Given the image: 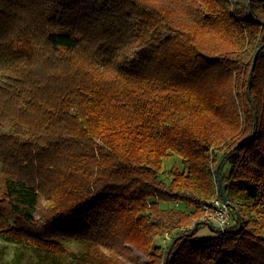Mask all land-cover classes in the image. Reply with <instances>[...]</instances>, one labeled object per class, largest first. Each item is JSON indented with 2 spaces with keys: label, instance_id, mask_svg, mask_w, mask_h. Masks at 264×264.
<instances>
[{
  "label": "trees",
  "instance_id": "obj_1",
  "mask_svg": "<svg viewBox=\"0 0 264 264\" xmlns=\"http://www.w3.org/2000/svg\"><path fill=\"white\" fill-rule=\"evenodd\" d=\"M186 1L0 0V236L34 264H125L137 233L140 264H264V0Z\"/></svg>",
  "mask_w": 264,
  "mask_h": 264
},
{
  "label": "rangeland",
  "instance_id": "obj_2",
  "mask_svg": "<svg viewBox=\"0 0 264 264\" xmlns=\"http://www.w3.org/2000/svg\"><path fill=\"white\" fill-rule=\"evenodd\" d=\"M192 0H187L186 2H191ZM200 1V0H198ZM201 2V1H200ZM198 3V6L200 8H196V11H199L200 9L203 8L202 3ZM213 16V15H212ZM211 21V18L210 20ZM206 22V21H203ZM194 28L196 29L194 35L195 37L198 39L197 42H199L200 46L204 49V50H208L212 44V38L216 39V35L212 34L209 29H207V23H204V27L200 26V25H196L194 26ZM220 33H221V37L222 39L226 40L227 42L229 41L228 37H229V33L227 31V29H225V27H223L220 24ZM217 42H219V38L216 39ZM186 83L191 85V79L188 78V80L186 81ZM209 85L205 86V88H207ZM209 92H214L216 95L218 94V92L209 90ZM172 164H176L179 165V167L181 168L182 164H181V159L179 156H172L170 158V160L166 163L165 167L169 168L170 166H172ZM10 167H2V165L0 164V180L2 182V177L4 176V174L7 172V168L9 169H14L16 172L20 173V167H14V162H11V164L9 165ZM0 182V187H1V183ZM1 193V192H0ZM41 206L45 207L47 204V200L42 197L41 200ZM165 205V204H163ZM162 205V206H163ZM206 215V214H205ZM204 215V216H205ZM36 218H40V214L37 213ZM204 216L202 217V219L204 218ZM201 219V220H202ZM203 221V220H202ZM212 227L215 229L216 227L214 226V224H212ZM123 227H126V225L123 224ZM165 235V234H164ZM163 235V236H164ZM214 235L213 230L208 227L207 225H203L198 233L197 236L198 237H211ZM162 236V238H163ZM167 236V235H165ZM128 238L130 239V241H134L135 244H128L129 242H127L124 247L128 250L127 254H125L124 256H122V260L125 264H140V263H145L148 261V257L145 254V245L143 243V239H141V236L139 233L137 234H130L128 236ZM160 238V240L162 239ZM159 240L158 244H162L161 241ZM62 243L65 245V247L72 253H83L86 252V250L88 249V242L86 241H81V240H63ZM23 254V258L27 259V263L26 264H34L35 261L37 260V256L34 253L33 250L31 249H25L23 246L20 245H16L13 242H11L10 240L5 239L4 237L0 236V264H10L11 260L13 258H15L16 254Z\"/></svg>",
  "mask_w": 264,
  "mask_h": 264
},
{
  "label": "built area",
  "instance_id": "obj_3",
  "mask_svg": "<svg viewBox=\"0 0 264 264\" xmlns=\"http://www.w3.org/2000/svg\"><path fill=\"white\" fill-rule=\"evenodd\" d=\"M203 222L212 223L221 233L231 226V214L227 203L220 196L213 198L206 210Z\"/></svg>",
  "mask_w": 264,
  "mask_h": 264
},
{
  "label": "water",
  "instance_id": "obj_4",
  "mask_svg": "<svg viewBox=\"0 0 264 264\" xmlns=\"http://www.w3.org/2000/svg\"><path fill=\"white\" fill-rule=\"evenodd\" d=\"M221 163H222V161H220L215 168V176L217 177V190H218V194H219L220 198L222 199V201L227 203L228 202L227 199L223 196L221 181L219 178V169H220Z\"/></svg>",
  "mask_w": 264,
  "mask_h": 264
}]
</instances>
